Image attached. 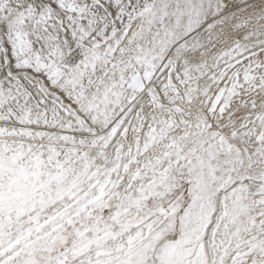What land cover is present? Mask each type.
Masks as SVG:
<instances>
[{"label":"snow or ice","instance_id":"obj_1","mask_svg":"<svg viewBox=\"0 0 264 264\" xmlns=\"http://www.w3.org/2000/svg\"><path fill=\"white\" fill-rule=\"evenodd\" d=\"M0 264H264V0H0Z\"/></svg>","mask_w":264,"mask_h":264}]
</instances>
